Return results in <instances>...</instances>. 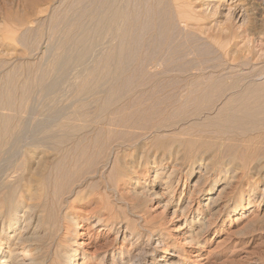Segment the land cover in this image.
Masks as SVG:
<instances>
[{
    "label": "rangeland",
    "instance_id": "obj_1",
    "mask_svg": "<svg viewBox=\"0 0 264 264\" xmlns=\"http://www.w3.org/2000/svg\"><path fill=\"white\" fill-rule=\"evenodd\" d=\"M4 31L0 181L22 172L25 148L38 151L46 145L54 156L44 178L58 206L81 188L94 191L114 207V215L118 211L116 218L128 219L133 227L126 235L124 227H93L96 217L88 227L79 219L83 227L76 226V237L70 236L76 240H69L77 251L74 263L264 264V181L252 191L253 179L233 181L220 199L214 226L198 245L183 226L185 217L197 218L193 210L208 199V185L193 191L199 164L192 174L178 167L173 199L184 212L174 215L165 206L170 195L162 192L161 181L139 193L153 180L151 165L123 180L115 165L117 151L150 136H217L235 125L223 118L238 99L230 97L229 88L243 84L264 92V0H0ZM117 69L135 76L126 74L113 94L106 90L96 98L86 91ZM114 98L122 99L118 111L92 110L100 99L99 104ZM101 116L107 119L100 122ZM220 187L221 182L210 196ZM241 193L244 209L230 213ZM80 208L73 211H85ZM51 210L54 233L58 221ZM37 232L47 241L49 230Z\"/></svg>",
    "mask_w": 264,
    "mask_h": 264
},
{
    "label": "bare ground",
    "instance_id": "obj_2",
    "mask_svg": "<svg viewBox=\"0 0 264 264\" xmlns=\"http://www.w3.org/2000/svg\"><path fill=\"white\" fill-rule=\"evenodd\" d=\"M1 33L0 39L6 38L7 32H5V34L3 33L4 35ZM118 70L119 69L110 72L109 75L107 74L109 79H105V81H101L100 83L97 81L96 85L93 83L94 88L90 87L91 89H87L86 91L91 93L90 95L93 94L96 98H99L101 96L100 94L106 90L114 91L112 93L108 92L113 94L115 93L114 89H116V87L119 89L122 85H120V83L124 82L125 78H127L126 74L130 77L135 76V74H130V72H122L121 70L120 72ZM233 85L234 86L229 88L230 97H238V99L240 98V102L237 98L239 103L234 99H232L234 101L231 102L232 100L229 99L230 97H227L229 101L231 100V105L229 101L228 104L233 106L230 108L232 111L227 114L225 113L223 118L226 117V119L230 120V123L234 122L235 125H229L228 129L226 131L224 130L220 135H202V133L198 135L195 133L196 135L194 134V136L184 137L177 135V133L174 135L175 132H171L173 134H171L172 136L168 133L166 134L167 136L169 135L168 137L165 138V134H163L161 135L164 137H162L163 139H157V135L155 134L156 137L153 139H150V136L148 140H140V142L136 144L133 143L134 145L131 148H122L115 154L117 155L115 165L119 170V175L122 180L137 174L142 167L151 165L155 169L153 180L150 181L151 184L150 182L144 183L140 186L142 190L139 191V193L141 194L148 188L153 187L156 182L158 185V181H161V183H163L162 192L170 195L169 199L165 202V206L170 205L173 208V215L179 211L184 212L179 201L175 202L173 199L175 194L174 184L180 167L181 170H183V167H187L190 174H192L196 164H199V169L196 171L199 175H197V179H195V183L193 184V191L196 189L197 192H201L205 189V185H208L209 187L206 189V196L208 199L204 205L193 210V212L198 215L197 218H194V216L190 219L185 217L183 226V228L186 229L184 234L188 233L190 241L198 245L204 242L208 228L214 226L213 220L220 210L218 208L220 206V199H222V195L225 193L226 189L233 184V181L240 180V182H243V180L249 178L253 179V183L249 185V191L258 188V183L264 181V148L260 149L262 146L261 144L264 146V109L262 108V106L264 107V92H262L261 89L250 88L243 84L239 86ZM112 98L113 95H111V99ZM120 101H122V99L119 98L115 101L110 99L103 100L101 104H95L96 106H93L94 109L92 110L94 113H98L101 110H111V113H113V111H118L120 109L121 106L118 105ZM108 113H110V111ZM101 117L102 118L98 119L100 122H104V120L107 119L106 116ZM92 120L90 122H92ZM228 120L225 121L228 122ZM64 123V121H61L60 127H62L63 130ZM90 125L92 124L90 123ZM162 125L163 124H161L160 128ZM68 133L69 132H67V134ZM61 135L64 138L66 137V134L63 136L62 133ZM67 139L65 138L66 141ZM60 142L61 144L65 143L62 139ZM64 145L59 149L61 153L65 150ZM67 145L69 144L67 143ZM35 150L36 149L32 150L29 147L24 149L23 154L26 163L24 168L21 169L22 172L14 180H8L9 182L0 181V264H78L77 262L74 263L73 259L75 258L72 257L75 256L77 252L76 248L69 243V240L72 239V233L76 237V226H82V223L78 222L79 219L83 222L87 221L86 227H88V220L96 217V222L93 224V227L103 225L109 227V230H111L112 227H124L122 233L125 234L133 228H131L128 219L116 218L118 211L116 215H114L115 213L113 214L111 212V210H114V207L111 205L109 206L108 203L106 204V201L100 197L102 195L95 196L93 193L94 191H84L83 188L78 191L76 190L77 192L68 197L69 199L66 198L60 203L58 202V206L55 201L56 195L53 197V195L51 196V194H49L50 189L47 190L48 187H46V180L44 178L45 170L50 165H48V161L51 159L52 151L46 145L38 151ZM66 151H68V149ZM63 153L61 155H63ZM57 154L58 153H56V155ZM220 182L222 187L218 189V194L210 196ZM133 190L138 191L135 188ZM70 192L71 190L69 193ZM162 192L155 193L157 197H162ZM190 193H192V190ZM247 195L249 194L247 193ZM244 197V193H241L237 199L228 197V201H232L233 199V206L231 205L232 207L229 209L230 213H238L244 209ZM180 199L181 196L179 200ZM193 199L194 198H190L189 196V204L191 203L192 205ZM52 207L55 208L54 214L58 221V228L54 233L52 231V227L54 226L52 221L53 217H51L53 215V209L51 210ZM80 207L85 208L83 209L85 211L81 213L73 211L74 208L82 210ZM37 230H49L47 241L39 237L40 234L38 235ZM119 232L120 231H118V233ZM131 234L134 233L132 232ZM3 245H5V248ZM21 249L22 252L20 253ZM173 256L179 257L177 253H174ZM134 260H138V258L135 257Z\"/></svg>",
    "mask_w": 264,
    "mask_h": 264
}]
</instances>
